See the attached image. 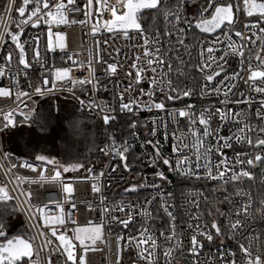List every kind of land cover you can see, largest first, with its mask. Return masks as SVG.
<instances>
[{"label":"snow or ice","instance_id":"obj_1","mask_svg":"<svg viewBox=\"0 0 264 264\" xmlns=\"http://www.w3.org/2000/svg\"><path fill=\"white\" fill-rule=\"evenodd\" d=\"M3 7L0 78L9 83L0 84V98H14L19 103L7 111L0 109V142L5 137L26 136L25 145H31L29 156L34 162L18 157L19 164H11L9 171L19 167L36 175H15L11 190L0 184V264H52L48 258L42 262L41 252L59 253L57 264H87L86 254L107 243L106 230L115 238L114 264H121L122 252L128 251L135 257L132 264H161L162 257L163 264H172L175 251L186 252L191 264H264V191H257V184L264 189V0H7ZM13 12L18 15L13 17ZM241 17L242 29L238 30ZM76 24L93 37L95 51L89 48L86 62L67 52L62 29ZM32 29L39 31L33 34ZM102 34L128 42L132 55L113 47L115 57L111 62L104 60L96 39ZM103 43L109 45V39ZM58 59L71 64L58 66ZM229 59L237 65L231 72L226 68ZM94 63L101 65L99 74ZM125 67L128 83L121 88L120 81L113 78L118 68ZM30 71L38 75L31 77ZM21 76L28 82L27 89L21 87ZM33 78L38 83L33 84ZM239 81L260 94L259 101L240 91ZM108 83L115 86L113 102L97 99L109 91ZM142 83L147 89L140 87ZM237 93V99L229 98ZM157 94L161 99H155ZM57 96L71 102V111L59 115L61 108L53 101L47 116L37 119L33 97ZM193 96L201 100L215 97L216 103L199 109L191 103L166 108L165 101ZM141 97L148 99L142 101ZM229 104L247 108L236 111ZM144 110L156 113L141 125L150 124L146 133L150 138L141 148H151L144 153L153 170L151 181L136 169L142 160L133 155L132 143L123 135L119 140L116 137L117 131H127L137 139V120L129 122V117ZM160 112L166 116L158 120ZM85 113L87 123L82 118ZM93 116L101 121L99 125ZM213 119L219 121L215 128ZM229 124L228 134L222 135ZM159 129L163 140L157 138ZM169 135L172 145L166 154ZM101 136L102 146L97 144ZM78 140L90 143L88 153L98 151L108 163L94 171L95 166L86 163L87 154L74 150ZM56 141L61 143L64 162L40 147ZM0 152L4 159L12 156L2 147ZM48 166H52L51 175H46ZM118 172L122 174L116 175ZM67 173L78 175L67 177ZM132 173L140 179L133 178L123 193L152 192L143 199L137 196L135 202L124 197L109 199L105 193L113 177L117 184L127 183L125 177ZM168 173L174 174L177 184L194 179L202 187L211 185L210 204L209 196L200 189L184 194L185 203L196 209L191 212L181 206L188 216L186 228L178 229L175 197L171 191L165 192V185L171 182ZM89 180L91 192L99 197V216L79 224L73 212L77 204L72 181ZM25 184H56L65 195L63 200L34 203ZM217 192L223 195L217 196ZM200 197L209 205L206 213L200 208ZM87 210L94 211L91 202ZM18 216L24 217L20 232L14 226ZM157 220L159 225L154 223ZM114 228L121 232L114 233ZM123 230H129L126 237ZM37 239H41L40 245Z\"/></svg>","mask_w":264,"mask_h":264},{"label":"built area","instance_id":"obj_2","mask_svg":"<svg viewBox=\"0 0 264 264\" xmlns=\"http://www.w3.org/2000/svg\"><path fill=\"white\" fill-rule=\"evenodd\" d=\"M6 3H7V0H0V13H2L4 11L3 6ZM12 15H13V17H16L18 14L13 12ZM80 18H82V17H80ZM243 19L244 18L241 17V23L237 24L238 30L242 29ZM9 27L12 30H15V24H11ZM62 30L66 33L67 52L70 54H73L74 58L78 59L79 61L86 62L87 58H88L89 48H92L93 52L95 51L93 37L88 33V29L83 28V31H82V26L79 24H76V25H71V26H68L66 28H63ZM30 31L33 34H35L39 30L32 29ZM249 35H250V33H249ZM221 38L223 39V37H221ZM233 38L238 39L234 36V34H233ZM96 39H98L100 41L101 53H102L104 60L111 62L113 57H115V53L112 52L113 47H119L122 50V54L126 52L129 56L132 55V52L129 51V48H128V42H126V41L118 40V39L113 40V39L109 38L108 34L98 35L96 37ZM104 39H109V45H107V46L104 45V43H103ZM253 39H255V37H253ZM257 43H259V41H257ZM105 48H107V51H104ZM40 50L43 53V51H44L43 44L41 45ZM110 52H112L111 55H109ZM76 54H78V56ZM181 55H183V53H181ZM193 55L195 56V53H193ZM120 58L122 59L123 55ZM49 60H51V57H49ZM130 62L131 61H127L126 63H130ZM193 62H195V61H193ZM253 63L255 64V61H253ZM70 64H71V61L61 62L59 59L57 60L58 66H68ZM93 66L95 67L97 74H99L101 71V65L94 63ZM236 67H237L236 61L234 59H229L228 64L226 65L227 70L229 72H231L232 70L236 69ZM13 71H15V66L13 67ZM124 71H126V67L125 68H118L117 69L118 75L113 78L114 80L120 81V87L121 88L125 87L128 83V81L126 79H124ZM79 74H80V72L76 73V75H79ZM36 75H38V72H32V71L29 72V76H31V77H35ZM20 81H21V87H23L24 89H27V83L28 82L24 79L23 76L20 77ZM105 82H107V78H105ZM8 83H9V81L6 78H0V84L8 85ZM32 83L36 84V83H38V81L35 78H33ZM107 87H108L109 91L100 93L97 96V99H104L106 101L113 102V90H114L115 86L113 83H108ZM140 87L147 89V84L142 83L140 85ZM238 87H239V90L243 91L246 96L254 97L255 101H259L260 94L252 93L249 90V88L244 85L243 81L238 82ZM132 95L135 96V95H137V93L133 92ZM50 98H63V96L50 97ZM221 98H223V97H221ZM229 98L233 99V100L237 99L238 93H237V95H231L230 94ZM33 99L36 100L35 107L37 109L39 104L43 100H45L46 98L41 99L39 97H33ZM126 99H127V97H126ZM147 99H148L147 97H141L142 101H145ZM155 99H157V100L161 99L160 94H157ZM18 103L19 102L15 101L14 98H12V99L0 98V109L7 111L10 107H15ZM165 103H166L167 109H171L173 107H183L184 104H186V103L194 104L196 106V108L199 109L204 105L215 104L216 99H215V97H212V98L207 99V100H201L197 96H193V97H186V98H184L183 101H165ZM217 106L224 107L222 105H217ZM21 107H22V105H21ZM29 107H32L31 103H29ZM227 107H231L236 111L240 110L241 108H247V106L244 104H240V105L229 104V105H227ZM255 107H256V104L254 103L253 107H252L253 113L255 111ZM154 115H156L155 112H149L147 110H144V111H140L136 115L129 117L131 119L137 120V124H138L137 129H136V132L138 134L137 139H133V137L127 131H124L123 133L120 131L116 132V137L118 140L121 138V135H123L125 138H127L132 143L133 155L135 157H141V160H142V163H136L135 167L142 174L146 175L147 179L149 181L152 180V171L153 170H152V168L147 166V158L144 155V153L151 151V148L148 145H145L143 148H141V144H143L146 139L150 138V136L146 135V133H148L150 130V124L148 125V127H142L141 125H143L146 121H150ZM165 116H166L165 112H160L158 114V120L164 119ZM217 123H219V121L216 119H213L212 127L215 128ZM183 126H186V121H184L182 123V127ZM116 127L118 128L119 125H117ZM126 127H127V125L125 124V128ZM230 127H232V125H230V124L223 127L221 134L222 135L228 134V130ZM168 131H169V133H171L173 131V129L170 127L168 129ZM157 138L163 140V130L162 129L158 130ZM171 145H172V139H171V135H169L168 142L164 145L166 154H170ZM0 147H2L3 151H9L4 147L3 142H0ZM225 151H228V150H225ZM9 152H11V151H9ZM11 153H12V156L9 159H4L2 152H0V184H7L9 190H11L14 187V185L10 181L14 178L15 175H17V174L28 175V176H32V177H34L36 175L35 173H32L28 169H20L19 167L15 168V169H11V171H9L11 164H13V163H16L17 165L19 164L20 161L17 159L18 157L22 158V159H28V158L19 156L13 152H11ZM229 155H231L230 152H229ZM28 160L30 162H34V160H32V159H28ZM106 163H108V159L106 157L102 156L101 161H99L98 163H96L94 165L95 166L94 171H98ZM112 163H116V161H112ZM51 173H52V166H48L46 169V175H51ZM80 174H83V173L81 172ZM121 174L122 173L118 172L116 175H121ZM64 175L67 177H74L78 174L77 173H67ZM168 177H169V181H171V182L165 185V192L171 191L175 197L174 203L177 206L176 212L178 213V220H177L178 229L181 226L186 228V224L188 222V216L183 214V210H190L191 212H195L196 209L185 203V195L184 194L188 190L196 191L197 189H200V190L204 191L206 195L209 196V198H210L209 204H210L212 202L211 201L212 193L210 191L211 185H209L207 187H202V182L196 181L194 179L190 182L177 184V183H175L177 178L174 176V174L168 173ZM133 178H135V180L140 179L139 177H135V173H132L130 176L125 177V179L127 180V183L120 182L119 184H117L115 178L113 177V179L111 181L112 186L107 189L105 194L108 196L109 199H113V198L121 199L122 197H124L126 199H131L133 202H135L137 199V196H139L141 199H143L145 196L149 195L152 192L151 189H142L137 194L129 195L127 193H123L122 189L127 187L129 183L134 182ZM72 182H73L74 189H75L74 194H73V197H74L73 202H75L77 204V208L75 210H73V212L75 214V219L77 220V223L83 224V223H86L87 220H89V219L97 220L98 216H99V197H98V195L93 194L91 192V190H90L91 181L89 180V181H72ZM23 187L32 192V200L34 203H38V204H44L49 199L63 200L64 195H65L60 190L59 185H56V184H43V185H41V184H34V185L25 184V185H23ZM257 191H264V189L257 187ZM216 195L220 196L223 194L217 192ZM253 195L255 197L256 192H254ZM193 198L195 199V197H193ZM21 199H23V198L21 197ZM199 199L201 201L200 208H201V210H203L206 213L209 205L204 202L203 197H200ZM89 202H91L94 211H88L87 210ZM181 206H183V210L181 209ZM49 207H54V206L49 205ZM66 207H67V205H66ZM221 207L223 208L224 205H221ZM21 217L24 221V217L23 216H21ZM33 223H36V222H33ZM154 223L156 225H159L160 221L157 220ZM136 227H139V225H136ZM36 231H38V229L34 230L33 233H31V234H35ZM128 231L129 230H123L122 234H124L126 237ZM113 232L114 233H120L121 229L114 228ZM157 235H158V232H157ZM187 235L190 236L191 233H188ZM105 238L107 240L106 244H98L97 245V247L100 249L99 251H90L86 254L87 264H114V262H115V255H114V253H115V238H114V236H108L107 230L105 231ZM53 240H54V238H53ZM261 240H262V242H264V235L261 236ZM56 243H58V242H56ZM184 243H185V245H188L189 241L187 238L185 239ZM36 244L40 245L41 239H37ZM216 245L217 246L219 245V239L216 240ZM109 248H111V251H109ZM209 250L210 249H209L207 243H205L204 251L208 252ZM58 256H59V253L54 254V255H50L49 252H41L42 262L46 258H48L51 260L52 264H57ZM187 256H188V254L186 252L181 254L180 251H175L173 253L172 258H171L172 264H191L190 260L187 259ZM133 259H135V257L131 251L122 252L121 264H132ZM201 259H203V254L201 256ZM161 264H163V257L161 258Z\"/></svg>","mask_w":264,"mask_h":264},{"label":"trees","instance_id":"obj_3","mask_svg":"<svg viewBox=\"0 0 264 264\" xmlns=\"http://www.w3.org/2000/svg\"><path fill=\"white\" fill-rule=\"evenodd\" d=\"M53 101H55V105H59L60 106V108H61V112H60V114L59 115H62V114H66V111H71V108L69 107V104L71 103L70 101H65L64 100V98H46L45 100H43L40 104H39V106H38V108H37V119H40L41 117H44V116H47V109H48V106L50 105V104H52V102ZM68 102H69V104H68ZM83 119H85V122L87 123L88 122V116H87V114L85 113L84 114V116L82 117ZM91 119H93V120H96V123L99 125L101 122L99 121V120H97L94 116L93 117H91ZM130 120H131V118H129V122H130ZM120 123H124V121L123 120H121L120 121ZM27 139V138H26ZM101 140H103V137L101 136V137H99L98 139H97V144L98 145H100V146H102V144H101ZM10 143V144H9ZM8 143V141H6V144H5V146H6V149L7 150H9V151H11V152H13V153H15V154H17V155H19V156H22V157H25V158H28V159H32V160H34L31 156H29V152L28 153H22V152H14L12 149H14V148H12L13 147V145L14 146H17L16 145V142L14 141V143L13 142H9ZM58 146L57 147H59L60 149H61V151H60V154H59V158L62 160V162H64V158H63V156H62V152H63V149H62V147H61V143H59L58 142V144H57ZM92 145L90 144V143H87V142H85V141H83V140H78L76 143H75V145H74V150L76 151V152H78V153H80V154H87V161H86V163L87 162H90L92 165H95L98 161H101V159H102V154H100L98 151H96V152H94V153H91V154H89L88 153V148L89 147H91ZM257 187H259V185L257 184ZM17 220V219H16ZM15 220V221H16ZM22 223H18L16 226H15V229H16V231H18V232H20V231H23L24 230V228L22 227Z\"/></svg>","mask_w":264,"mask_h":264},{"label":"rangeland","instance_id":"obj_4","mask_svg":"<svg viewBox=\"0 0 264 264\" xmlns=\"http://www.w3.org/2000/svg\"><path fill=\"white\" fill-rule=\"evenodd\" d=\"M68 104H69V102H68ZM70 105V104H69ZM37 110V109H36ZM62 115H64V114H62ZM26 136H25V138L24 139H19V138H17L16 140H10V139H8L7 137H5L4 138V141H3V144H4V147L6 148V146H5V144H6V141H8V143L9 142H13L14 143V141L16 142V145L17 146H14L13 145V147L12 148H14V149H12L14 152H24V153H28V152H30V151H32V147H31V145H28L27 147H26V145H25V141H26ZM58 142L59 141H56V142H54V143H48V144H44V145H42V146H40V147H42L44 150H45V154H48V155H52V156H56L57 157V159H60L58 156H59V154H60V151H61V149L59 148V147H57L58 145ZM60 143V142H59ZM10 144V143H9ZM61 160V159H60ZM99 162V161H98ZM97 162V163H98ZM18 223H22L23 225H24V221H23V219H22V217L21 216H18V218H17V220L16 221H14V226H16Z\"/></svg>","mask_w":264,"mask_h":264}]
</instances>
